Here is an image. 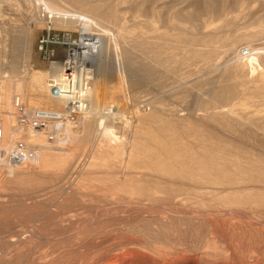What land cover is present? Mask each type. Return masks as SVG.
<instances>
[{"label": "rangeland", "instance_id": "374dc122", "mask_svg": "<svg viewBox=\"0 0 264 264\" xmlns=\"http://www.w3.org/2000/svg\"><path fill=\"white\" fill-rule=\"evenodd\" d=\"M0 118V264H264V0H0Z\"/></svg>", "mask_w": 264, "mask_h": 264}, {"label": "bare ground", "instance_id": "6f19581e", "mask_svg": "<svg viewBox=\"0 0 264 264\" xmlns=\"http://www.w3.org/2000/svg\"><path fill=\"white\" fill-rule=\"evenodd\" d=\"M103 50H104L103 38L100 35H97L95 33H91L87 29L85 31H83V33L81 35L80 43L77 44L76 55L73 56L72 58H70L69 60L64 61V63H62V65L60 67L64 71L63 77H62V79H60L61 82L59 83L57 81V79H53L52 82L48 83L49 87L53 88V87H57V86L61 85V86H63L62 88L64 89V91L67 92V89L65 87L69 84L68 83L69 80L66 76V71L71 70L73 72V76L75 79L78 77V71L80 70V68L83 69L84 80L87 84L88 83L89 84L90 83L91 84H93V83L98 84L100 82L101 83L103 82L106 84V86H107V84L109 85V79L107 78V74H106L107 62L104 58V51ZM122 81L124 83H127L128 80H127L126 73L123 75ZM101 83H100V85H101ZM125 86H126V84H125ZM103 87H105V86H103ZM65 96H68V94ZM71 96H73V95H70V97ZM69 100H70V98H69ZM70 104L71 105L74 104L73 106L76 107L75 102L70 101ZM79 105L80 106L78 108L80 109L81 104H79ZM73 106H71V107H73ZM67 107H68V105H67ZM108 127H110V126H108ZM108 129L110 131V132L108 131L109 132L108 135L110 136L109 139L110 138L112 140L119 139L118 136L116 135L118 133L117 131H116L117 132L116 133L115 130L112 129L111 127Z\"/></svg>", "mask_w": 264, "mask_h": 264}, {"label": "built area", "instance_id": "2783aa9c", "mask_svg": "<svg viewBox=\"0 0 264 264\" xmlns=\"http://www.w3.org/2000/svg\"><path fill=\"white\" fill-rule=\"evenodd\" d=\"M66 76L68 80H70L69 78L73 77V72L71 70L66 71ZM70 105H68V110H73L74 104L71 105L73 107H71ZM20 108L22 110V107ZM21 115L17 120V123L19 124V126H17V131H23L25 133H27L28 131H36L45 134L48 139H51V132H53L54 128H56L57 134H60V132L58 131V127L62 122L65 114L62 111L31 109V112L26 116L21 117ZM3 137L4 129L0 118V156L4 153V157L7 153L8 156H12L13 159H17L21 162L32 161L37 156L39 146L29 143L28 141L23 139L14 142L13 146H11L8 151H5V149H3V147L1 146Z\"/></svg>", "mask_w": 264, "mask_h": 264}]
</instances>
